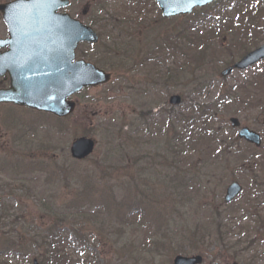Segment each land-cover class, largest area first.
Returning a JSON list of instances; mask_svg holds the SVG:
<instances>
[{
  "label": "rangeland",
  "instance_id": "374dc122",
  "mask_svg": "<svg viewBox=\"0 0 264 264\" xmlns=\"http://www.w3.org/2000/svg\"><path fill=\"white\" fill-rule=\"evenodd\" d=\"M228 6L234 8L226 10L232 19L242 14L237 33L198 25L196 32L204 40L189 44L180 38L177 58L166 53L162 63L152 58L140 69L133 67L139 50L141 55L149 53L158 34L162 40L166 35L183 36L182 30L200 12L165 20L155 0H71L65 11L102 36L97 52L108 50L112 43L127 44L116 50V56L126 55L128 68H105L99 64H119L118 60L113 55L98 58L92 47L81 45L78 58L112 73L113 80L74 96L77 108L68 119L0 107V170L4 171L0 172V264H32L34 259L44 264L47 245L38 249L35 242L49 240L48 232L58 221V216L44 217V205L60 209L73 201L89 216H75L60 227V234L68 239L61 246L66 258L62 264H172L177 255L195 254L204 256V264H264V63L221 76L228 64L240 59L243 49L264 43L258 29L240 42L253 14L262 16L259 27H264V3L232 0ZM220 9L210 6L201 14H217ZM107 24L115 27V35L110 37L103 27ZM5 37L6 27L0 24V39ZM234 39L242 50L232 45ZM202 52L201 68L191 66ZM170 71L169 80L158 79ZM146 82L151 86L138 93L137 85ZM173 95L182 98L179 106L169 104ZM197 106L206 107L209 114L195 116ZM190 107L193 112L183 115L191 116L195 125L181 148L184 138L176 135L186 136L188 130L180 119ZM139 111L145 112L151 128H136ZM231 118L259 133L262 146L255 148L238 139ZM121 125H125L124 137L118 145L111 134ZM204 130L210 135L205 141L199 137ZM127 131L129 138L124 135ZM82 137L95 139L96 149L88 159L73 162L70 146ZM218 149L221 158L213 153ZM159 156H168L167 161ZM37 166L41 172L35 171ZM22 172L33 177L23 186L18 180ZM52 172L54 182L47 186L45 178ZM232 182H238L243 192L225 204ZM109 195L115 200L111 206L104 202ZM130 211L135 215H128ZM75 236L89 241L74 244Z\"/></svg>",
  "mask_w": 264,
  "mask_h": 264
},
{
  "label": "water",
  "instance_id": "95a60500",
  "mask_svg": "<svg viewBox=\"0 0 264 264\" xmlns=\"http://www.w3.org/2000/svg\"><path fill=\"white\" fill-rule=\"evenodd\" d=\"M217 0H156L166 19L189 15L196 8L205 7ZM264 1V0H263ZM68 0H16L0 4V12L8 25L9 39L0 41V48L9 47L0 55V75L9 72L11 86L0 90V103H12L67 118L75 111L76 104L69 100L85 88L108 84L112 76L84 60L75 61L81 43L97 44L96 32L69 14L59 10L69 6ZM264 60V45L246 55L240 62L226 69L223 77L234 70H246ZM181 103L173 96L170 104ZM233 128H240L238 119L230 120ZM238 136L256 147L262 140L259 134L242 128ZM96 148L90 138L76 139L70 148L71 157L83 161ZM242 192L237 182L226 191L225 202L231 203ZM201 256H176L173 264H202ZM34 264H38L34 261Z\"/></svg>",
  "mask_w": 264,
  "mask_h": 264
},
{
  "label": "trees",
  "instance_id": "16d2710c",
  "mask_svg": "<svg viewBox=\"0 0 264 264\" xmlns=\"http://www.w3.org/2000/svg\"><path fill=\"white\" fill-rule=\"evenodd\" d=\"M231 3H232V0H224V1H220V2L216 3L215 6H220V8H221L220 11L217 12V14H215V13L214 14H201V12H200V14H198L196 19H194V21L192 22V24L187 26L184 30H182L181 33L184 34L183 36H179L180 34H178L177 36L172 38V37L166 35L165 37L163 36L162 42L157 44V39H160V35L158 34V38L154 40V48L156 50L154 52H153V50H151L149 53H146L144 55H141L140 50H139L137 52L136 61L133 59V67H137L138 68L139 67L138 65H143L144 66V64H146V63H148V64L152 63V57L154 55H156V57H158L160 59L161 56H162V58H164V54H166V53L168 54L169 53V55H172V59L177 58L176 54L180 51L179 50L180 38H184L185 41H187L189 44L196 43L198 41L204 40L203 39L204 37H201L203 34L202 33H200V34L197 33L196 29L194 28V27H197L198 25H205L206 24V25L211 26V27H217V26L218 27H224L230 32H236L235 29H237L238 26H236L235 23H233V19L228 14H226L227 8H229L228 10L234 9V8L228 6ZM202 13H204V12H202ZM247 21H248L247 24L243 27V31L244 32H241L243 38L241 39L240 42H243V43H245V41L249 40V34L252 35L251 34L252 32H250V31L254 32L256 29H258V31H260L262 33V35H264V27H259V22L263 21V18H262V16H260V14H253L252 18L248 19ZM103 27L105 29L109 30L110 37L112 35H115V32H114L115 27H111L110 25L107 26V27H106V25H104ZM112 28H114V29H112ZM194 31L196 33L192 34V32H194ZM213 32H215V31L212 30V34H213ZM112 44H114V43H112ZM112 44L108 46L109 47L108 50H104L102 52V54L100 53V56L98 58L103 57V55H106V56H109V57H112V55H113V57H114L113 59L118 60L119 64H113L112 65L111 62H107V63L104 62L103 64H99L98 62L101 61V59L96 60V62L99 65H102L104 67L106 66L105 68H109V67L119 68V69H124V67L128 68V66L127 65L125 66V64H124V59H126V61H127V56L126 55H124V56H116V53L118 52L116 50H119L120 47L121 48L127 47V44H125V45H116V44L112 45ZM135 45L138 46L137 44H135ZM233 45L236 48H238L239 50L243 49V48L238 46V42L234 41ZM244 45L245 44H243L242 47H244ZM248 51L249 50L246 51L245 49H243L242 53H245V52H248ZM133 52H134V50H133ZM240 54H241V52H240ZM203 56H204V52H202L201 54L195 56L194 61L196 63L191 62L190 65L193 66L194 64H196L195 65L196 68H201L200 64H202ZM140 57H142L141 61L137 62V59L140 58ZM169 58L170 57H166V59H169ZM110 60H111V58H110ZM189 68H190V66H189ZM171 74H173L171 71L167 72V74H165V76H163V77L158 76V79L169 80L173 76ZM156 85H157V81H156V84L154 85V87ZM150 86H151V84H147V82L146 83H139L137 85V91H138V93L141 94L142 92L145 91V87L148 89V87H150ZM153 91H154V88H153ZM220 97L223 99V96L220 95ZM192 107L188 108L186 110L187 112H183L181 118H184V117L185 118L183 120L180 119V122H182V124H183V129L186 128V130H188V131H185L186 132V136L185 137L182 136L179 133L176 135L178 139L184 138V139H182V141H180L181 148L184 145L183 143H185L187 141L186 140L184 142V140L186 138H188V140L191 139V132L193 130L192 129V126H193L192 124L195 125V123L192 122L191 116L187 117V116L183 115L185 113H187V115H189L190 112H193V108ZM194 108H196L198 110L197 112L195 111V114H194L195 116L198 115V116L201 117V116H206V114H209V110L208 109L206 110V107L197 106V107H194ZM142 110H143V108H142ZM145 115L146 114H145L144 111L143 112H139V119L136 120V121L139 122V125H137V126L135 125L136 128L139 129L140 126L141 127L145 126L146 128L148 127V129H149V128L152 127L151 122L148 121V117H145ZM151 121H152V118H151ZM109 123H111V121H109L108 124ZM104 125H106V123ZM124 126L125 125H121L119 128H116L114 134H111L112 142H114L116 140V141H118V143L120 142L118 145H122L123 141H121V140H123L124 136H121V135H122V129L124 128ZM189 128H191V129H189ZM187 134H189V135H187ZM124 135H126L128 138L130 137V133L128 131L126 133H124ZM199 137H200V139L205 141V139H208L210 137V135H209V132L204 130L203 133L200 132ZM166 143H168V141ZM166 148H168V145H166ZM174 150H175V148L173 149V152H172L173 154H175ZM167 152H169L168 149H167ZM167 152H164V153H167ZM213 153L216 154V157H220V156L222 157L221 151L219 149L217 151H214ZM158 158H161V159H163L166 162L167 161L166 158H168V156H164L163 158L161 156H159ZM44 162L45 161L42 160L41 162H38V163L39 164H43ZM73 162H75V161H73ZM191 163H193V161H191ZM195 164H197V161H195ZM40 167L37 166L35 171L38 170V172H41ZM61 169H63V167ZM22 174H23V176L20 179H18V180L21 181L20 185L27 184L28 182L32 181L33 177H30V179H29L28 178L29 175L26 172H22ZM57 178H59V177H57ZM54 179H55V173L54 172H52L51 174H48L46 176V178H45L46 185L48 186L49 181L54 182ZM14 180L17 181V179H14ZM114 201L115 200H114L112 195H109L108 198L105 197V200H104V202H105V204L107 206L109 204H111L112 202H114ZM109 206H111V205H109ZM44 207H45V209H44V211H45L44 212V214H45L44 217L48 218L51 215L52 216H58V221H57V224H55V226H53L51 228V230L48 232V234L50 235L49 240H45L44 244H39V242L36 241L35 242V246L38 249L39 248L43 249V245L44 246L47 245L44 248L43 254H42V256H43L42 259H43V263L44 264H62V263H64V260L66 258L61 254L62 253V247L61 246H62V244L66 243V241L68 239L64 238L63 235L60 234V231H59L60 227L62 225H67L70 218H74L75 216H79V217H84L85 218V217H88L89 215L85 211V208L80 206L79 203H76L75 201L71 202L69 204V206L65 204L60 209L56 208V207L49 206L47 204H45ZM109 212H110V210H109ZM128 215H135V212L134 211H130V213ZM41 217L43 218V216H41ZM219 227L220 226H218V228ZM76 233L79 234L81 232L78 230ZM204 236H205V234L202 235V238L200 239V242H202V240L204 239ZM75 237H74V239L71 238L73 240L74 244L75 243L76 244H86V242L89 241V239L88 240H81V238H79V237L78 238L76 237L77 240H75ZM7 244L10 247L11 244L8 243V242H7ZM221 245L223 246V242H222Z\"/></svg>",
  "mask_w": 264,
  "mask_h": 264
},
{
  "label": "flooded vegetation",
  "instance_id": "af4514ba",
  "mask_svg": "<svg viewBox=\"0 0 264 264\" xmlns=\"http://www.w3.org/2000/svg\"><path fill=\"white\" fill-rule=\"evenodd\" d=\"M5 51L6 50L0 51V53L1 52L3 53ZM9 78L10 77H9L8 74H5L3 77L0 78V89L1 90H5V89L9 88V84H10V79ZM0 107H13V108L16 107V108H19V109H25V108H20V107L14 106V105H0ZM25 110H29V109H25ZM30 112H36V111L30 110ZM0 142H1V137H0Z\"/></svg>",
  "mask_w": 264,
  "mask_h": 264
}]
</instances>
